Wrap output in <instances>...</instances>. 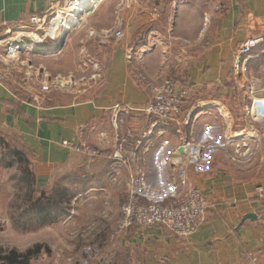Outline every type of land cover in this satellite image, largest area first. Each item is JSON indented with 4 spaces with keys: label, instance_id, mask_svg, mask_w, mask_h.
Here are the masks:
<instances>
[{
    "label": "crops",
    "instance_id": "1",
    "mask_svg": "<svg viewBox=\"0 0 264 264\" xmlns=\"http://www.w3.org/2000/svg\"><path fill=\"white\" fill-rule=\"evenodd\" d=\"M63 1L0 0V37L19 35L23 28L39 25L33 22L32 18L39 17L45 20L49 11L61 6ZM153 1L151 6L136 5L131 8L130 11H134L135 15L132 14V21L129 22L130 31L125 32L120 44L111 49L108 55L107 95L99 97L98 101L75 103L64 107L36 105L30 99L16 95L12 87L0 83V126L17 132L28 148L39 152L42 166L46 168L41 175L47 177L48 172L53 168L63 172V169L69 166L73 169V173L75 172L74 181L85 190L81 198L73 199L69 204L71 207L69 210L62 212L66 214L59 219L63 224L71 223L78 229L80 226L90 227L89 229L99 235L107 227V237L114 236L119 207L130 190L131 176H136L140 171L145 170L149 182L156 184L155 176H158L159 180H164L169 171H173L171 167H167L164 159L160 168L152 167L153 160L162 155V144L168 141L171 145L168 138L169 128L156 124L154 117H147L140 112L128 115L121 111L116 112L113 109L116 104L127 103L136 109L143 108L152 98L156 87L165 78L181 70V66H184L187 60H190L191 64L189 63V68L183 70L187 76L186 80L195 74L200 76L203 85L206 84L205 93L209 92V85H214L219 92H231L234 87H229L225 78L231 73L234 76L236 72L238 73L232 69L235 68L240 47L250 38L262 41L253 47L247 56L248 71L243 75L238 73L236 77L243 78L247 73V76L253 79V76H259L263 72L261 64L264 62V0ZM154 12L161 14L158 22L153 20ZM170 25L185 30V34L189 31L187 34L190 35L191 40L198 41V57L192 56L194 50L192 43L189 47L184 45L185 50L184 47L182 48L184 57L181 62L177 61L179 62L177 68H173V59L169 58L171 50H164V47L157 45L152 52L140 57L142 61L137 64L135 70L140 68L145 70L146 76L144 80L138 81L125 58L124 47L132 45L139 50L138 46L145 43L144 38L133 43L139 35H144L147 30L164 31ZM140 30V34L137 35ZM164 51L168 52L167 63L162 55ZM0 54H3L2 48ZM181 81L187 82L185 79ZM188 82L194 81L188 80ZM258 84L260 83L252 84L251 88H262L264 81ZM207 105V102L198 105L186 115V120L189 122L195 115H198V118L205 115L204 120L196 123L201 126L204 138L213 131L216 133L219 127L216 128L217 118L213 120L209 117L218 114V108ZM105 108H107L109 137L112 136L111 132L115 126L112 118L115 112L121 115L120 132L118 131L121 136L130 133L129 140L133 145L137 140L141 142L135 156L129 161L127 159L126 163L114 161L111 158L114 150L108 147L107 159H105L103 156L89 155L86 158L60 145L63 140L80 144L79 128L88 120H93L94 127L85 131L84 135H87L86 139L96 143L95 134L103 130L104 122L100 116ZM185 128L189 129V127ZM90 133L93 135H89ZM230 135L232 134H216L213 138L209 137L212 140L208 138L205 140L207 143L213 141L220 144L213 148L205 142L203 147V153L210 159V163L205 166L206 170L199 171L198 181L212 207L208 210L207 219L199 230L188 238H180L158 228H130L121 234L117 242L114 244L110 242L107 246L108 253L113 254L109 260L110 264H264V182L239 192L233 182L228 186L224 178L222 186L218 181L215 182L218 193L214 194L208 186L210 177L202 174L209 173L213 164L212 157L223 153L224 149L220 146L231 144L227 141H241V138H236L238 135L233 137L234 140L229 139ZM108 141L110 140H107V145ZM224 157L226 155H223ZM227 171L223 166L218 168L220 174ZM102 192L106 193L107 197L101 199ZM76 200L78 205L73 206ZM92 215L96 216V220L102 217L100 222H107V225L103 227L99 226V223H90L88 218Z\"/></svg>",
    "mask_w": 264,
    "mask_h": 264
},
{
    "label": "rangeland",
    "instance_id": "2",
    "mask_svg": "<svg viewBox=\"0 0 264 264\" xmlns=\"http://www.w3.org/2000/svg\"><path fill=\"white\" fill-rule=\"evenodd\" d=\"M73 1L77 0H64L61 6L50 10L43 24L30 25L23 28L19 35L14 34L15 36L5 38L6 44L12 39L24 42L22 46L12 47L19 49L11 56L6 55L5 47H0L3 50L0 59L6 58L8 65L5 66L0 62V73L5 75L3 84L9 88L12 87L19 97L30 99L36 105L64 107L75 103L98 101L99 97L107 95L108 55L111 49L120 44L125 32L130 31L129 22L132 21V14L135 15L134 11H130L131 8L136 5L151 6L154 2L153 0H93L84 8V5L79 7V10L73 14L71 12ZM158 15L154 12L153 20L158 22L161 14ZM70 16L73 18L64 27H61L59 22L54 23L59 17L66 19ZM116 31L120 32L119 36ZM140 32L141 30L137 35ZM187 33L185 34V30H179L174 25H170L164 31L147 30L144 35H139L137 37L139 39L136 38L133 41L134 43L144 38L145 43L138 46L139 50L132 45H126L124 55L136 79L141 81L146 76L145 70L141 68L135 70V67H138L137 64L142 61L140 57L152 52L157 45L164 47V50H171L169 58L173 59V68L179 63L177 61L181 62L184 57L182 52L183 47L185 50L184 45L189 47L190 43L193 44L192 56L195 58L199 53V44L197 40L192 41ZM140 36L144 37L140 38ZM43 47H46V50L41 49ZM166 53L168 52L162 53L165 63L168 62ZM189 63L191 64L190 60H187L185 65L181 66V70L170 76L184 86L187 84L188 98L183 113L179 117V124L171 122L168 126V138L172 146L168 141L162 144V155L153 160V169L160 168L163 159L167 167H170L168 164L170 151L176 150L180 143V136L185 139L193 136L197 142L201 141L205 146V140L210 139L209 137L231 133L238 135L236 138H241V141H227L231 144L220 146L224 149L223 153L212 157L213 164L210 171L208 169V174L202 173L203 176L210 177L209 181L213 180V182L208 181L211 192L218 193L215 182L218 181V184L222 186L224 178L228 186L233 182L239 192L264 182V119L253 120L247 113V107L251 101L248 90L252 84L255 85L256 82L261 84L264 81V62L261 64L263 72L259 76H253V79L247 76V73L243 78H238L236 77L238 73L243 74L239 71L237 73L235 68L232 69V71L236 70L234 71L236 75L231 73L225 78L228 86L234 87L231 92H219L214 85H209L208 93H205L206 84L201 83L200 76L192 74L188 80L194 82L186 80L187 76L183 70L189 68ZM182 79L187 82H182ZM206 102L207 106L218 108V114L209 117L213 120L217 118L216 128L219 126L216 133L213 131L211 136L209 134L206 136L208 139L203 137L201 126L196 124L204 120L205 115L199 118L195 115L187 125H182L187 119L186 115L193 108L204 105ZM148 103L143 108L133 111L126 107L129 105L127 103H118L113 109L125 115L134 112L145 115L146 113L142 110L147 107ZM129 107L133 108L131 105ZM146 116L151 117L147 114ZM112 118H117L118 123L114 126L111 137L107 135V108H105L100 116L104 122L103 130L95 134L96 143L89 141L86 139L87 135H84L85 131L94 127L92 126L93 120H88L79 128L80 144L69 141L76 146L85 145V150L81 152L65 148L75 154H82L86 158L89 155L91 157L103 156L107 159V147L112 150L114 148L112 138L115 135L121 136L119 133L120 113L114 112ZM97 138H99L98 141ZM107 140H110L108 145ZM62 142H60L61 146ZM207 144L215 148L220 143L212 141ZM223 155L226 157L223 158ZM41 161L39 152L28 148L20 134L0 126V249L3 254L16 250L24 256L28 250H32L34 253L19 261L20 264H110L109 260L113 254L108 253L107 246L110 242L112 244L117 242L121 235L107 237V227L103 231L106 233L101 232L99 235L89 229L90 227L80 226L78 229L71 223H61L59 219L64 215L62 212L69 210L71 208L69 204L73 199L81 198L85 190H82V187L74 181L75 172L73 173V169L69 166L63 169V172L53 168L50 169L47 177L41 175L46 170ZM219 166L227 169V173H218ZM202 168L206 170L205 166ZM190 171L189 178L194 184L200 186L201 183L198 181L200 173L191 168ZM169 174L164 180H159L155 175V178L153 176L152 178L157 181L156 184L160 185L166 182ZM102 194L101 199L107 197L106 193L102 192ZM77 205L76 200L73 206ZM100 219L102 221V217L96 220V216L93 217V215L88 218L90 223H99V226L105 227L107 222H100ZM88 248L90 251L87 252ZM0 264L4 263L0 262Z\"/></svg>",
    "mask_w": 264,
    "mask_h": 264
},
{
    "label": "built area",
    "instance_id": "3",
    "mask_svg": "<svg viewBox=\"0 0 264 264\" xmlns=\"http://www.w3.org/2000/svg\"><path fill=\"white\" fill-rule=\"evenodd\" d=\"M32 21L43 24L44 20L33 17ZM117 36L120 35L116 31ZM261 39L250 38L246 40L239 49L236 58L235 69L241 74L247 71V56ZM4 43V44H3ZM0 47L6 48V55L11 56L19 48H12L5 43V38L0 37ZM6 58H1L5 66ZM5 75L0 73V83L3 84ZM250 104L247 113L253 120L264 119V85L259 89H252L250 86ZM188 88L175 79L165 78L155 89V93L144 111L147 115L154 117L158 123L167 128L171 122H178L182 115ZM130 110H137L129 107ZM198 117V116H197ZM114 124L117 118H113ZM155 123V122H154ZM185 124L189 121L185 120ZM179 124V122H178ZM235 134L230 135L233 139ZM131 134L126 136L115 135L111 140L114 143L111 158L119 163H126L135 156V152L141 145L137 140L133 145L129 140ZM180 143L176 150L171 152L169 165L173 170L169 178L162 184H151L145 170L140 171L136 176H131L130 190L119 207V218L115 236L121 235L130 228L146 229L158 228L166 233L180 238H188L195 234L207 219L208 210L212 207L200 186L193 183L189 178L190 168L202 171V166H207L210 159L204 155V143L192 136L185 139L179 137ZM62 146L83 152L85 145L76 146L69 141H63ZM182 148V152L179 149ZM130 155L127 156V153ZM90 248L87 249V252Z\"/></svg>",
    "mask_w": 264,
    "mask_h": 264
},
{
    "label": "bare ground",
    "instance_id": "4",
    "mask_svg": "<svg viewBox=\"0 0 264 264\" xmlns=\"http://www.w3.org/2000/svg\"><path fill=\"white\" fill-rule=\"evenodd\" d=\"M91 1H93V0H77L76 2H74L73 1V7L71 8V12L74 14L76 11H78L79 10V7H81L82 5H84L83 6V8L85 7V6H87L89 3H91ZM82 9V8H81ZM73 18V16H70V17H67L66 19H61L60 17L59 18H57L55 21H54V23L56 24V23H60L59 25L62 27H64V26H66V24H67V22H70V20ZM59 25H58V27H59ZM9 41H10V43H9ZM8 42H7V44L8 45H10L11 47H13V46H15V45H17V46H22V45H24V42L22 41V40H19V41H15V39H12V40H9ZM26 46H27V44H25ZM32 49H34L33 47H32ZM41 49H45L46 50V47H43V48H41Z\"/></svg>",
    "mask_w": 264,
    "mask_h": 264
},
{
    "label": "trees",
    "instance_id": "5",
    "mask_svg": "<svg viewBox=\"0 0 264 264\" xmlns=\"http://www.w3.org/2000/svg\"><path fill=\"white\" fill-rule=\"evenodd\" d=\"M62 197H64V194H62ZM32 250H28L24 256L19 254L16 250H10L7 254H3L2 250L0 249V262H3L4 264H20L19 261H21L24 258H27V256L31 255Z\"/></svg>",
    "mask_w": 264,
    "mask_h": 264
},
{
    "label": "water",
    "instance_id": "6",
    "mask_svg": "<svg viewBox=\"0 0 264 264\" xmlns=\"http://www.w3.org/2000/svg\"><path fill=\"white\" fill-rule=\"evenodd\" d=\"M179 151L182 152V148H180Z\"/></svg>",
    "mask_w": 264,
    "mask_h": 264
}]
</instances>
